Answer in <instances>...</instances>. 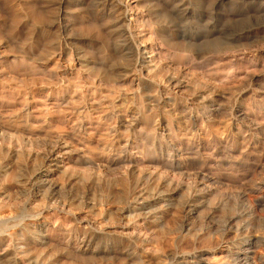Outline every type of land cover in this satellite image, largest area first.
Here are the masks:
<instances>
[{"label": "rangeland", "instance_id": "374dc122", "mask_svg": "<svg viewBox=\"0 0 264 264\" xmlns=\"http://www.w3.org/2000/svg\"><path fill=\"white\" fill-rule=\"evenodd\" d=\"M80 1L78 5L67 0L68 4L63 5V11L69 7L70 14L79 17L78 22L66 30L52 26L50 32H44L45 22L39 27L34 26L25 14L34 9L36 13L46 16L56 11L58 0H0V44L1 41L7 42L10 60L16 63L18 70L16 74L10 73L0 60V124L5 130L2 143L8 149L16 147L26 153L32 149V152L44 155L49 149L48 141L62 135L64 141L72 143V147L78 148L82 155L95 163V168L88 164L73 167L72 163L67 162L63 163L64 167L71 173L74 170L82 171L85 177L93 172V179L86 177L88 182L84 180V183L97 196L109 188L110 181H113L117 190L119 184L116 182H119L123 171L121 167L124 169L127 163L121 167L114 164L119 150L112 145L118 143L120 146L128 138L131 140L128 128L139 117L138 111L134 109L139 106L138 97L150 111L156 104L151 85L170 82L183 99L173 106L167 96L162 103L166 106L158 109V116L165 115L162 122L168 126V139L186 148L181 154L190 157L183 163L184 176H196L198 189L209 192L213 199L204 205L199 202L194 206L197 210L192 211L187 220L191 227L190 235L181 237L179 234L181 220L186 219L181 204L184 197L167 201L164 208L168 207L170 211L165 213L161 225L152 228L160 243L170 251L175 248L187 256H190L189 252L203 254L200 259L202 264L211 260L223 261L224 254L220 252L227 251L229 242L234 239V232L225 230L226 223L233 220L241 231L247 233V230H252L251 235L254 236L264 232V200L254 209L247 210L242 199L245 197L243 193L249 194L264 184V0H223L221 3L217 0H124L130 5V13L135 17L131 23L139 31V40L143 47H147V60L153 71L149 77L145 73L141 76L122 71L133 67L132 53L115 50L114 42L119 44L123 39L109 37L104 29V21L98 19L95 0ZM183 7L187 8V13L182 12ZM232 34L241 38L234 39ZM164 37L180 43L189 40L190 46L199 50L201 57L190 62L189 52L184 51L182 62H173L174 51L166 44ZM62 38L73 49L71 56L75 64L79 56H73L74 48L80 49L84 55L80 59H92L90 66L96 70L88 73L80 64H76L75 67L81 71L80 76H76L68 74L69 68L61 63L57 71L48 74V68L42 60H24L26 53L38 57L42 51L58 52L59 48H55V45ZM109 38L111 43L105 47L104 43ZM220 63L223 70L217 72L215 68ZM105 75L111 77L106 78ZM46 77L49 79L43 80ZM139 77L145 81L140 82ZM77 82L82 91L70 99V95L76 93L74 83ZM94 82L101 86V91L95 96L90 91L96 86ZM207 104L212 106L203 110H213L215 113L212 118L205 119L197 115L196 109ZM232 107L240 110L238 123L241 131L236 147L227 135L231 130ZM194 126L198 132L193 134L194 131H186V128ZM132 141L131 145L134 144ZM131 150L139 160V167L151 171L156 169L153 164H149V167L148 163H143L134 148ZM6 159L5 154L0 155V198L10 195L25 198L22 190L28 185L24 183L33 173L5 181L2 171L8 165ZM166 173L171 178H178L175 172L167 170ZM59 176L60 172L54 175L58 182L61 181ZM167 191L164 194L166 199L178 195L176 188ZM202 191L198 193L204 194ZM117 202L106 203L98 199L94 206L89 202L73 206L72 215L60 214L63 215L62 224L72 228L69 232L63 227L44 232V239L38 237L31 240L28 247L35 250L48 247L51 253L63 255V249L71 237L80 234L79 225L89 221H101L107 231L123 230L125 227V231H131V224L122 216L124 202ZM20 209V217L15 221H18L16 228L18 225L21 227L22 217L24 221L34 223L35 228H40V223L44 222L58 224L59 215L50 210L45 209L36 218L25 212V215L22 214L23 209ZM173 212L181 217H175ZM8 215L10 211L0 205V220ZM165 223L171 225L172 229L162 231L161 226ZM8 242L9 239L6 244ZM74 258L65 256L62 263L83 264L81 259Z\"/></svg>", "mask_w": 264, "mask_h": 264}, {"label": "bare ground", "instance_id": "6f19581e", "mask_svg": "<svg viewBox=\"0 0 264 264\" xmlns=\"http://www.w3.org/2000/svg\"><path fill=\"white\" fill-rule=\"evenodd\" d=\"M58 1L59 3L56 11L46 14V16L36 13L34 9H32V12H27L25 15H27V17L29 16L34 26L36 25L39 27V24L45 22L46 25L43 27L44 32H50L52 26H57L60 30H66L76 22L79 17L71 15L68 10L69 7L67 10L63 11V5L67 3V0ZM138 1L140 0H137V2ZM222 1L223 0H217L219 3ZM68 2L80 5L81 1L68 0ZM94 5L97 16H99L98 19L104 21V29L107 30L109 37H113L114 39L122 37L123 39V42L119 44L114 42L115 50L121 53H124L127 50L133 55V67L124 68L122 71L126 72V74L134 72L135 75L137 73L142 76V74L145 73L147 77L151 76L153 71L147 60V47H143L144 45L139 40V31L135 30L134 25L131 23L134 21L135 17L130 13V5L125 3L124 0H95ZM147 9L149 13L152 12L148 7ZM186 10V7L182 8V12L185 13ZM1 32L0 24V37H2ZM232 35L234 39L241 38L235 34ZM110 38L109 41H106L105 39V47H109L111 43ZM165 39L166 44H168V46L174 51L173 62L181 63L184 57H182L184 51L189 52L188 55L190 62L193 60L196 61L201 57L199 53L200 51L193 49L190 46L189 40L185 43H180L173 41L170 37ZM1 42L0 49L3 52V55L0 56L1 62H3V65L11 71L10 73H18L16 63L10 60V51L8 52L6 49L7 42ZM55 48H59V51H42L39 53L38 57H36L35 54L27 55L26 53L24 54L25 56L23 55L24 60H26V62L42 60L43 64L48 68V74L57 71V69L62 66L61 63L64 65L66 64L69 68L67 73L71 75L80 76L81 74V71L75 67L76 64H80L88 73H92L93 70H96L95 67L90 66L93 62L92 59H80L83 58L84 55L81 53L80 49L74 48L73 52H75V54L73 56H79V60L77 59V63L75 64L73 62L75 59L71 56L73 49L68 47L64 38L58 40ZM15 57H18V55H15ZM221 57L222 56H220V58ZM236 65H238V61ZM215 69L217 72H220L223 70V65L220 63ZM126 74L124 73V76H126ZM106 76L107 75H105V77ZM49 78L46 77L43 80ZM141 79L139 77L140 82L145 81L144 78ZM94 84H96V86L94 85L90 91L91 95L95 96V94L101 91V86L100 84L98 85L97 82H94ZM74 86L76 93L71 94L70 99H74L76 94H79L82 91L78 82L74 83ZM151 89L154 91L153 98L156 101L155 107L153 109L151 108L152 111H147L146 107L140 102V97H138L139 106H135L134 108L138 111L139 117L137 116L128 128L131 140L134 141V144L131 145V140L129 138L125 140L122 145L120 144V146L118 143L114 145L111 144L115 149L117 148L119 150V154L114 164L121 167L123 163H127L124 169L121 167L123 170L122 176L119 179V182H116L119 184V188L116 190L115 186H113V181H110L109 188L100 196H97V193L92 191L91 188L85 184L86 182L84 183V180L88 182V179H85L86 177L93 179V172H89L85 177L82 171L74 170L73 173H71V170L68 171L69 169L67 170L66 167H64V162L72 163L73 167L78 165L81 166L82 164L93 166L95 163H93L90 158L82 155L78 148L72 147V143L69 144L67 140V142L64 141L62 135L57 136L56 139L53 138L51 141H48L49 149L44 155H40L38 152H32V149L31 151L29 149V153H26V151L21 152V150H17L16 147H10L8 149L4 146L2 143V136L4 135L5 130L3 131V126L0 124V155L2 156V154H5L8 158L6 159L8 161V167L6 166L2 171L5 181L15 179L16 177L18 178V176H23L26 173H33L32 175L30 174L32 177L24 183L25 185H28L22 190L25 193V198H16L14 195L12 196L10 194V196L7 195L8 197L0 198V205H2V207L4 206V208L6 207L10 211V216L8 215L9 217L6 216L4 219L0 220V264H65L66 262L62 263V259L65 256L75 257L74 259L79 260L81 259L83 264H163V262L166 264H202L200 262L201 256L203 255L202 253V255H197L198 253L195 255V253L189 252L190 256H187L185 252H179L175 248L170 251L171 249L168 250L162 243H160L161 241L156 237V231L152 228L159 224L161 225V220L165 213L170 211V208H164V206L167 205V201L177 200L175 199L177 197H184L183 203L181 202V204L183 205L182 212L186 219L181 220L182 226L179 234L181 233V237H185L188 234L190 235L191 227H189L187 220L189 219L191 212L197 210L194 209V206L199 202L203 205L211 202L213 195H210L209 192H204L198 189L199 181H197L196 176L194 177L190 174L186 177L184 176L186 173L184 171L183 163L186 158L190 157L181 154V152H184L182 150H185L186 148H183L182 145L175 144L168 139V126L163 125L162 122L165 115L158 116L157 113L158 109L166 106L162 103L165 102L167 96L170 98L168 99V102H171L170 105L173 106H176L183 98L178 95L173 86L171 87L170 82L152 84ZM211 106L212 104H207L204 106L205 108L200 107L196 109L197 115H201L205 119L212 118L215 113L213 110H203L210 108ZM231 110L230 115L232 116V121L229 123L231 130L227 135L229 140L233 141V146L236 147L238 144V133L241 131V125L238 123L240 110L237 107H232ZM168 111L167 113H169ZM79 114L81 115L82 112H79ZM78 119L80 120V118ZM79 126L80 128L82 127V125ZM195 127L196 126L190 129L186 128V131H194V134L198 132V129ZM236 130L237 132H235ZM185 134L186 133L182 135ZM33 142L34 141H31V143ZM131 148L135 149L143 163H148V165L153 164L156 166V169L151 171L150 169L148 170L141 166L139 167V160H137ZM167 170L178 174V178L175 177L174 179L169 177L166 173ZM57 172H60V182L54 177ZM116 179L118 180L117 177ZM173 188L177 189L179 192H177L178 195H173L166 199L167 197L164 196L165 192ZM198 190L200 192L202 191L204 194L198 193ZM242 196H245L244 198L242 197V199H244L243 201L245 204H243L245 209H254L264 200V184L254 188L249 194L243 193ZM179 198L178 200L180 201ZM98 199L103 200L106 203L108 201H118L117 203H119V201L124 202L125 207H122V216L123 219L131 224V231H125L127 227L123 230L107 231L101 221H89L86 224L79 225L78 228L81 229V232L78 233L80 234L71 237V241L66 245V248L63 249V251L65 250L63 255L51 253V250L47 249L48 247L42 250H35L28 247V242L31 240L38 237L44 239V232L53 231L59 227H63V229L69 232L72 228L66 227L62 224L63 215L60 216V214L72 215L73 211L71 208L73 206H80L83 203L87 204V202L94 206L98 202ZM20 208L23 209L22 214L25 212L28 216H35L36 218H38L37 216L45 209L50 210L53 214L59 215L58 224L57 222L54 223V225L44 222L40 223V228H35L34 223L24 221L25 219L23 220L22 217L21 227L19 228L18 225V228H16L18 221H15L16 218L20 217ZM176 213L177 212H173L175 217H181L180 214L176 215ZM232 221L225 224V230H231L234 232V239L232 238L233 240L229 242L227 251L220 252L224 254H222L223 261L211 260L205 264H264V232H261L258 236H254L251 235L253 232L252 230L248 231L246 229L247 233L245 232V234L241 231L238 225ZM170 229H172V226L168 225V223L161 226L162 231ZM20 236L23 238H20ZM8 239L9 242L6 244Z\"/></svg>", "mask_w": 264, "mask_h": 264}]
</instances>
